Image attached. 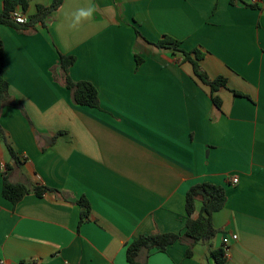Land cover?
I'll return each instance as SVG.
<instances>
[{"label": "crops", "instance_id": "0c3cea01", "mask_svg": "<svg viewBox=\"0 0 264 264\" xmlns=\"http://www.w3.org/2000/svg\"><path fill=\"white\" fill-rule=\"evenodd\" d=\"M52 2L16 12L29 18ZM92 6L91 20L69 26ZM135 28L148 42L169 36L204 53L209 77L228 80L214 95L222 107L190 63ZM0 37L10 96L24 109L0 113L22 162L9 179L57 191L6 200L15 161L0 137V264H129L127 245L140 236L185 231L186 195L200 183L227 193L212 247L186 258L188 246L176 243L146 264H215L210 251L225 239V264H264V0H65L46 28L0 26ZM59 53L77 58L70 76L96 86L100 109L73 103ZM82 197L91 214L80 225Z\"/></svg>", "mask_w": 264, "mask_h": 264}, {"label": "trees", "instance_id": "16d2710c", "mask_svg": "<svg viewBox=\"0 0 264 264\" xmlns=\"http://www.w3.org/2000/svg\"><path fill=\"white\" fill-rule=\"evenodd\" d=\"M64 1L65 0H53L52 4L48 7L38 5L37 12L34 15L29 16L27 24L22 25L18 24L13 19L12 14L20 7L22 8L23 13L26 14L30 0H3L4 10L0 14V26H6L16 30H25L37 25L46 28L53 20L55 13L63 6ZM235 2L236 0H231L232 4ZM135 31L138 38L145 40L154 48L159 50H169L174 54H180L183 57V63H190L192 65L194 76L203 84L211 88L212 99L217 108L220 109L222 107L221 99L214 95L221 89H228V80L224 77H218L216 79H211L209 77L207 72L201 66V62L205 58L204 53L199 49L186 51L181 48L182 43L180 41L169 36L163 37V39L159 40L157 43H151L144 38L138 29L135 28ZM59 59L65 86L72 94L73 103L76 106L100 109L99 91L96 86L89 81L76 82L70 76V70L76 64L77 58L75 56H67L59 53ZM136 61L138 66L143 63V59L139 56H136ZM5 65V45L0 37V113L8 106L24 111L22 104L15 101L10 96V86L5 78ZM53 72L55 79H57L54 70ZM232 93L235 96L249 98L236 91H232ZM0 137L10 156L15 161L14 166H6V171L3 177L2 194L6 200L15 206L32 192L39 197L49 192H57L47 187H35L34 189H30L25 185L12 183L9 179V172L13 170V167L20 165L22 162L1 125ZM226 201L227 193L221 186L211 183H200L192 186L186 195L187 222L185 231L181 234L156 233L140 236L127 245V262L129 264H146L148 257L153 252L166 253L168 248L176 243L188 246L186 258L193 257V248L199 244L204 246L208 245L211 248L214 240L220 233L213 224V215L225 207ZM77 203L81 208L80 225H82L91 214V204L86 197H82ZM198 203L201 204V208L198 212V216L195 217ZM144 254H146V259L142 260ZM210 254L215 264H225L227 261L224 247L211 249Z\"/></svg>", "mask_w": 264, "mask_h": 264}, {"label": "clouds", "instance_id": "9594fccd", "mask_svg": "<svg viewBox=\"0 0 264 264\" xmlns=\"http://www.w3.org/2000/svg\"><path fill=\"white\" fill-rule=\"evenodd\" d=\"M95 12V7H81L76 9L72 13L71 24L69 25L72 28H75L82 24L85 21L91 20Z\"/></svg>", "mask_w": 264, "mask_h": 264}, {"label": "built area", "instance_id": "2783aa9c", "mask_svg": "<svg viewBox=\"0 0 264 264\" xmlns=\"http://www.w3.org/2000/svg\"><path fill=\"white\" fill-rule=\"evenodd\" d=\"M249 1H250V3H252V4H255V3H257L259 0H249ZM12 16H13V19H14L18 24L25 25V24H27L28 21H29L28 18H27L24 14H20V13L15 12V13L12 14ZM232 183H233V184H238V183H239L238 178L234 177V178L232 179ZM231 240H232V241H237V240H238V236H237V235L232 236ZM223 247H224V250L226 251V257H228V255H229V251H230V239H225V240L223 241Z\"/></svg>", "mask_w": 264, "mask_h": 264}]
</instances>
